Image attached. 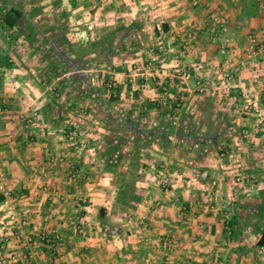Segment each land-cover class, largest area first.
<instances>
[{
    "label": "crops",
    "instance_id": "obj_1",
    "mask_svg": "<svg viewBox=\"0 0 264 264\" xmlns=\"http://www.w3.org/2000/svg\"><path fill=\"white\" fill-rule=\"evenodd\" d=\"M20 2L40 31L34 46L23 34L8 44L0 32V171L11 191L0 203L5 264H163L165 257L174 264H264V241L257 245L249 212L264 195V137L252 138L234 160L220 156L257 120L241 103L253 102L264 117L263 55L255 85L244 62L249 35L264 40V0ZM214 16L226 20V32ZM118 29L129 31L122 46H133L134 58L116 63L114 53L106 68L82 70L86 86L71 77L80 71L54 74L56 56L43 57L61 30L66 42L85 47ZM221 45L227 53H219ZM105 79L117 88L111 100ZM124 122L172 129L166 144L159 135L144 143ZM187 130L202 144L183 142ZM117 140L123 143L111 149ZM154 157L165 166L162 190ZM238 174L250 182H236ZM227 198L235 201L230 233L207 207ZM40 233L58 238L49 245ZM29 252L25 262L11 260Z\"/></svg>",
    "mask_w": 264,
    "mask_h": 264
},
{
    "label": "trees",
    "instance_id": "obj_2",
    "mask_svg": "<svg viewBox=\"0 0 264 264\" xmlns=\"http://www.w3.org/2000/svg\"><path fill=\"white\" fill-rule=\"evenodd\" d=\"M7 1V2H6ZM2 2L0 0V32L4 31L6 36L9 38L8 44H11L19 35L23 34L25 39L32 46L36 43L37 34L40 29L32 24V18L35 15L34 12H25L23 10L20 0H6ZM4 4H2V3ZM125 33H129L127 29H118L108 32L98 40L91 43L89 48L85 47H74L72 44L66 42L63 39V30L61 34L57 35V38L50 43L48 46L47 53L43 57L49 58L53 53L59 62H52L49 67L50 71L54 74H58L62 71L77 70L80 71L77 75L71 77L77 81L80 86H86L87 76L83 74L82 70L93 68L96 64L103 60H109L110 57L115 53V50L122 46L123 38ZM1 36L2 33H1ZM56 41L58 43H56ZM91 56V58H90ZM95 56V57H94ZM52 58V57H51ZM9 62L8 58H5L4 62ZM11 63V62H10ZM61 64V67H57V64ZM108 89L111 91L110 100L113 99L111 95L117 90L115 82L113 80L105 79ZM115 95V94H114ZM176 106L172 105L170 108V115L173 116L176 113ZM130 123V122H129ZM128 122H124L123 130L125 132H134V136H140L143 138L144 143L155 139L156 136H161L163 139L168 137L166 135L172 129V125H165L161 128H150L148 130L140 128L134 123L133 126H129ZM189 130L191 126H188ZM164 128H168L167 132ZM182 127H180V130ZM185 129V128H183ZM192 131H185L184 135H180V139H183L187 145H201V140L194 137ZM185 137V138H181ZM186 139V140H184ZM165 144L167 141L164 139ZM207 141L203 142L206 143ZM211 143H216L215 140H210ZM123 142L121 140L114 141L110 144L111 149L117 150ZM3 197L0 195V203ZM250 216L254 218V228L259 232L257 245H262L264 241V195L260 196V201L254 203L250 207ZM230 225H233V220H230ZM2 241H0L1 249Z\"/></svg>",
    "mask_w": 264,
    "mask_h": 264
},
{
    "label": "built area",
    "instance_id": "obj_3",
    "mask_svg": "<svg viewBox=\"0 0 264 264\" xmlns=\"http://www.w3.org/2000/svg\"><path fill=\"white\" fill-rule=\"evenodd\" d=\"M197 2L198 0H191L192 5L197 4ZM212 21L216 26H218L221 32H226L227 30L226 20H224L223 18L219 16H214L212 18ZM218 51L221 54H225L227 53V48L226 46L221 45ZM258 54H262L264 58V40L259 41L254 35H249L244 62H245V66H247L250 72L252 73L251 77L253 81H257V74L255 71L258 66V58H257ZM223 78L227 81H230L231 79L230 73L224 71ZM248 108L251 109L252 107L249 105ZM255 115L257 117L256 122L251 127L242 128L239 132V142L235 146H231L228 149H226V151L221 152L220 153L221 157H227L231 160H234L239 155V150L241 149V147L249 143L252 140V138H254L255 136L264 137V117L260 112L256 113ZM27 123H30V119H28ZM67 134L70 139H73L76 133L73 129H68ZM152 164L155 166V171H154L155 179L154 180L158 184L159 188L162 190L167 185L166 182L162 179V173L165 170L164 163L154 158L152 159ZM250 179L251 177H249L246 174H238L234 176V180L239 183H248L250 182ZM214 185L215 183H212V186ZM0 195L3 197V200L1 202L2 204H6L8 200L11 198V191L7 187L1 171H0ZM234 205H235V201L232 198H227L225 200L217 202L216 205L207 206L209 209L211 210L215 209L221 214V217L223 220V229L227 233L231 232L232 226L230 225V217H231V213H232ZM129 221L130 220L128 219L127 222ZM73 227L75 231L83 232L84 220L81 219L77 224H74ZM144 231L146 233V237L149 236L151 233L150 229L147 227H145ZM57 238L58 236L55 235L54 233H40L38 235V240L44 243H47L49 245L55 240H57ZM31 243L34 244L33 242ZM170 244H171L170 239H164L161 245L165 248H169ZM28 256H30V252H29V255L24 254L21 257H17V256L16 258L12 257L11 260L15 259L14 261L19 260L20 262H25ZM6 262H7L6 258L0 257V264H5ZM163 264H174V263H172L169 257H165L163 259Z\"/></svg>",
    "mask_w": 264,
    "mask_h": 264
},
{
    "label": "rangeland",
    "instance_id": "obj_4",
    "mask_svg": "<svg viewBox=\"0 0 264 264\" xmlns=\"http://www.w3.org/2000/svg\"><path fill=\"white\" fill-rule=\"evenodd\" d=\"M91 45V44H90ZM90 45H87V46H85V48H89V46ZM77 48H79V47H77ZM126 52H128V53H126ZM132 53V58H134V47L133 46H129V45H127V46H122V47H119L116 51H115V54H117V62L116 63H119V62H121V60H123V59H125V58H128V57H130V54ZM118 55H119V57H118ZM116 56V55H115ZM95 57V56H94ZM103 62H106L105 60H103V61H100L98 64H96L95 66H96V68L98 69V71L99 70H101L102 68H106L104 65H102L103 64ZM115 62V61H114ZM99 64H100V66H99ZM134 64V63H133ZM94 66V67H95ZM133 68V67H132ZM134 69V68H133ZM249 69V68H248ZM256 74H257V81H253L252 80V77H251V82L255 85V84H257V82H258V80L260 79L259 78V72H258V66H257V69H256ZM98 73V72H97ZM250 74H252V73H250ZM98 76H99V74H98ZM97 76V74H96V78L98 77ZM100 79V78H99ZM98 78H97V80H99ZM109 80H113V79H109ZM114 81V80H113ZM108 88V87H107ZM253 102H251L250 101V103H249V105L252 107L251 109L250 108H248V102L247 101H245V102H243V103H241V104H243V106L240 108V111H249V112H253V113H258V111L256 110L257 108H254V106H253V104H252ZM253 109H255L254 111H253ZM256 116V115H255ZM239 142V139H238V141H237V143ZM218 145V146H217ZM210 146H213V148H220V147H222V149H224L225 147H224V143L223 142H216V143H212V145L210 144ZM227 148V147H226ZM154 158H156V157H154ZM150 159H152V158H150ZM157 159V158H156ZM151 161V160H150ZM225 162V160H220L219 161V163H224ZM236 176V175H235ZM242 184H246V183H242Z\"/></svg>",
    "mask_w": 264,
    "mask_h": 264
}]
</instances>
